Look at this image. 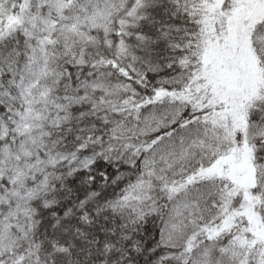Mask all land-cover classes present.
<instances>
[{"label":"snow or ice","instance_id":"obj_1","mask_svg":"<svg viewBox=\"0 0 264 264\" xmlns=\"http://www.w3.org/2000/svg\"><path fill=\"white\" fill-rule=\"evenodd\" d=\"M0 264H264V0H0Z\"/></svg>","mask_w":264,"mask_h":264}]
</instances>
